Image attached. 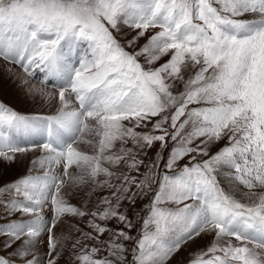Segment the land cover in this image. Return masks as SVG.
<instances>
[{
  "label": "snow or ice",
  "instance_id": "obj_1",
  "mask_svg": "<svg viewBox=\"0 0 264 264\" xmlns=\"http://www.w3.org/2000/svg\"><path fill=\"white\" fill-rule=\"evenodd\" d=\"M0 62V264H264V0H0Z\"/></svg>",
  "mask_w": 264,
  "mask_h": 264
},
{
  "label": "rangeland",
  "instance_id": "obj_2",
  "mask_svg": "<svg viewBox=\"0 0 264 264\" xmlns=\"http://www.w3.org/2000/svg\"><path fill=\"white\" fill-rule=\"evenodd\" d=\"M132 34L133 33H131L129 31L128 32V35L122 37V43L124 41H126L127 39H129ZM129 50H131V49H129ZM0 63H2V62H0ZM17 95L23 98L20 102H17V101L14 100V98ZM0 98L4 102H6L7 104L11 105V107L16 108L17 110L20 109L22 111H27L26 110L27 108H31L33 106V104L31 103V101L30 100H27L25 98L24 90H23V88L21 86H19V85L16 84L15 78L9 76L6 73H0ZM43 109L45 110L47 108L44 107ZM49 112L47 110V112H44V113H49ZM225 142L226 141L222 140L218 144L213 145L212 146L213 150H215L216 148L224 145ZM149 155H152V153L150 152ZM29 156H32V155L29 154ZM145 160L147 162V157H145ZM181 163H183V161ZM28 167H29L28 160L25 159V160L19 162L18 168H14L13 169V175L14 176H16V175H20V176L24 175L23 172H26L28 170ZM169 174L171 175V173H169ZM133 175H135V173H133ZM104 194H107V190L106 189L97 188L95 190V192L91 193V196L90 197H89V195L87 193L82 192V191L81 192H78L77 196L78 197L79 196H83L84 199L88 201V206L89 207H95V205L97 203V200H98V197H100L101 195H104ZM151 195H152V193L149 192L148 196H145L143 199L137 198V204H136V207L134 209L131 207V205L128 204L127 201H124L123 202L124 203V206L130 209L129 215L132 216V219L136 222V225H137V227L136 228H133V230H132V234L134 236L139 234V231L138 230H139V226H140V218L146 212V208L144 206H145V204L148 203V201L146 200V198L149 197V196H151ZM188 203H191V201H188ZM161 207L169 208V209H173L174 210L177 207V205L174 204V203H171V202H165L164 204L161 205ZM181 207H182V205H181ZM112 223H113V226H116L115 221H113ZM80 225H83V227L86 226L83 223H81ZM88 230L89 229L86 226L85 231H88ZM209 239H211V237H207L204 241H202V245H206ZM232 239L234 240V238H232ZM125 244H127V245H129V247H131L132 242L125 241ZM181 258L183 260H185V261L191 258L189 256V249H187V247L182 248L181 249V252L178 253L176 256H174L171 261H169V264H179Z\"/></svg>",
  "mask_w": 264,
  "mask_h": 264
},
{
  "label": "bare ground",
  "instance_id": "obj_3",
  "mask_svg": "<svg viewBox=\"0 0 264 264\" xmlns=\"http://www.w3.org/2000/svg\"><path fill=\"white\" fill-rule=\"evenodd\" d=\"M15 82H16V84L17 85H19V86H21L20 84H19V82L15 79ZM22 87V86H21ZM23 98L22 97H20V96H16L15 98H14V100L15 101H17V102H20L21 100H22ZM31 101V100H30ZM31 103H32V101H31ZM33 104V103H32ZM47 108V109H43V108ZM44 107H39V106H32L31 108H27L26 110H27V112L29 111H36V112H47V110H48V112L49 111H51L49 108H48V106L47 105H45ZM20 110V109H19ZM37 152H38V150H37ZM30 155H34V153H29ZM71 171V170H70ZM25 173H27V171L26 172H23V174H25ZM83 195V194H82ZM80 197L81 196H77V197H75L73 200H72V203H74V204H76V203H79V201H80ZM188 249V248H187ZM65 259H67V258H65ZM176 261V260H175Z\"/></svg>",
  "mask_w": 264,
  "mask_h": 264
}]
</instances>
